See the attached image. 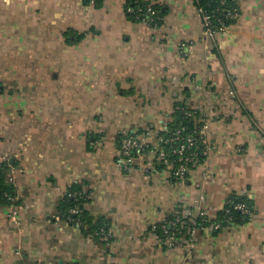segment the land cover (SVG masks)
Segmentation results:
<instances>
[{"label": "crops", "instance_id": "obj_1", "mask_svg": "<svg viewBox=\"0 0 264 264\" xmlns=\"http://www.w3.org/2000/svg\"><path fill=\"white\" fill-rule=\"evenodd\" d=\"M125 1L0 0V161L20 200L18 224L0 209V264H264V0H239L214 39L193 0H147L159 29L129 21ZM177 102L204 116L205 162L186 182L152 153L121 168L119 135L165 126ZM74 183L109 244L53 218ZM234 194L254 202L245 225L172 249L150 233L177 208L216 217Z\"/></svg>", "mask_w": 264, "mask_h": 264}, {"label": "trees", "instance_id": "obj_2", "mask_svg": "<svg viewBox=\"0 0 264 264\" xmlns=\"http://www.w3.org/2000/svg\"><path fill=\"white\" fill-rule=\"evenodd\" d=\"M86 6H94L101 9L104 0H83ZM239 0H197L199 8L206 10V13L211 16L212 25L217 28L218 21L223 20L224 24L230 26L234 20H226L225 15L228 11L234 9L240 13ZM196 6V7H197ZM124 11L129 21L133 23L143 24L148 21L147 27L151 29H159L163 25V18L165 16L163 7L155 2L147 0H126L124 4ZM75 36V42L84 38V34H77L74 30L67 32V38ZM70 41V40H69ZM204 116L198 110L189 108L186 104L177 102L174 105V112L169 120L161 128L148 127L139 130L136 133L120 134L118 137V150L121 147L122 140L127 137L137 138L140 135H148L150 131H158L157 143L151 142L143 147L138 152L134 151V157L140 158L151 154L155 157V162L159 170H169L172 182H186L190 173L201 166L206 159L205 144L203 142L202 130L205 126L203 122ZM190 139V142L188 141ZM160 140H162L160 142ZM184 150L180 153L181 148ZM164 152L166 160L173 165V169L164 161H158L160 154ZM186 165L188 171L181 178L176 175V171L180 166ZM15 166L10 161H0V209L17 210L20 205L19 196L17 193V186L15 179L13 180L12 170ZM85 183H74L67 187L64 196L58 201L54 219H60L68 224L78 228L82 234L87 238H91L95 243L106 244L101 241L100 234L102 232H109L112 230L110 220L102 216H93L87 209V205L91 202L90 190H86ZM244 205L245 209L241 210L237 207ZM78 212L74 214L73 211ZM181 212V208H177ZM255 214L254 202L246 195H231L216 217L205 215L193 216L186 219L185 225L181 226L179 223L176 226L169 228L170 223L176 218L175 214H171L166 220L156 223L157 235L167 240L174 236L176 239L181 237L189 240L191 231L202 230L209 228L211 225H220V229L213 233H220L231 225H245L253 218ZM194 223V224H193ZM163 225L166 229H163ZM166 234H165V232ZM112 241V240H111ZM164 247H167L162 243ZM77 264V263H71Z\"/></svg>", "mask_w": 264, "mask_h": 264}, {"label": "built area", "instance_id": "obj_3", "mask_svg": "<svg viewBox=\"0 0 264 264\" xmlns=\"http://www.w3.org/2000/svg\"><path fill=\"white\" fill-rule=\"evenodd\" d=\"M195 4H197V0H193ZM197 6V5H196ZM197 11H198V15L201 18L203 27H204V31H205V36L209 39H214L219 33L225 31L229 26L224 24L223 20H219L218 21V27L215 28L212 25V20H211V16L209 14L206 13V10L203 8H199L197 6ZM240 16V13L238 12V10L234 9L232 11H228L225 15V19L226 20H236L238 17ZM143 24L147 25L148 21H145ZM157 133L158 131H150L148 132V135H143V136H138L137 138H133L130 136L125 137L122 142H121V147L118 150V164L121 168H123L124 170H131L136 162V158L134 157V151H138L140 152L143 147L151 142L157 143V140H159L157 137ZM162 140H160L161 142ZM190 142V139L188 140ZM184 150V146L181 148L180 153H182V151ZM154 152V151H153ZM152 152V154H153ZM166 155L164 152H162L160 154V156L158 157V161L162 162L164 161L166 164L169 165V168L173 169V165L170 164L166 159ZM188 171V167L186 165H182L180 166V168L176 171V175H179L181 178L184 176V174ZM14 173L15 171L12 170V175H13V180H14ZM238 209L244 210L245 206L244 205H239L237 207ZM74 214H76L78 211L75 210L73 211ZM176 218L173 222L170 223L169 228H172V226H176L179 223L181 224V226L185 225L186 222H184L186 219H189V217H191L192 212L191 211H175L174 212ZM207 214H205L204 212H199L197 216H205ZM17 217H18V213L17 210H13L11 211V215L10 218L11 220L17 224ZM194 224V223H193ZM163 229H166V226L163 225ZM220 229V225H211L209 228L206 229H202V230H208L211 232L217 231ZM165 232V231H164ZM191 236L190 239L187 240L183 237L176 239L174 236L169 237L167 240L163 241L162 238H160L157 235V225H152L150 227V233L152 234V236L154 237V239L157 242L160 243H164V245L167 246V248L172 249L178 246H192L195 243V230L191 231ZM166 234V232H165ZM101 237V241L106 242V244H109L111 242V240L113 239V231L109 230V232H102L100 234ZM196 264H201V262L197 261Z\"/></svg>", "mask_w": 264, "mask_h": 264}, {"label": "rangeland", "instance_id": "obj_4", "mask_svg": "<svg viewBox=\"0 0 264 264\" xmlns=\"http://www.w3.org/2000/svg\"><path fill=\"white\" fill-rule=\"evenodd\" d=\"M9 217H10V215H9ZM17 221L19 222L18 217H17ZM18 222H17V224H18ZM178 247H180V246H178Z\"/></svg>", "mask_w": 264, "mask_h": 264}]
</instances>
